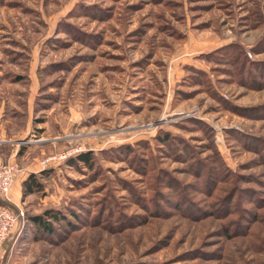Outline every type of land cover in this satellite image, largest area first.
<instances>
[{"label": "rangeland", "instance_id": "obj_1", "mask_svg": "<svg viewBox=\"0 0 264 264\" xmlns=\"http://www.w3.org/2000/svg\"><path fill=\"white\" fill-rule=\"evenodd\" d=\"M233 40L264 61V0H0V111L18 135L34 107L14 163L41 183L0 264H264V85L202 58L228 107L184 68Z\"/></svg>", "mask_w": 264, "mask_h": 264}, {"label": "trees", "instance_id": "obj_2", "mask_svg": "<svg viewBox=\"0 0 264 264\" xmlns=\"http://www.w3.org/2000/svg\"><path fill=\"white\" fill-rule=\"evenodd\" d=\"M215 54H223L224 57H227L229 59L228 61L232 65V70L230 71V73L235 77L236 81H239L244 85L250 84L253 85L254 87H262L264 85L261 82L258 83L256 77L253 75V73L255 72L257 75L264 77V61L250 60L246 56L244 46L241 42L233 40L222 46L212 49L211 51L206 52L203 55H200V57L203 58L204 60L209 61L212 60V57ZM186 68L195 72V76H199L198 80H200L205 85L206 90H208L211 95L219 98L225 106L237 107V106H230L229 102L224 100L223 96L220 95L219 91L215 86V80L211 77V75H209L207 70L195 67L193 65H188L186 66ZM194 79H196V77H194ZM194 122L198 124V127H202V128L206 127V125L199 120H194ZM204 130L206 131L207 129L204 128ZM172 139H174L173 135L167 131L164 132L163 134H161V131H159L154 136V140L157 142V144L169 145V142ZM142 143L145 145L144 147L151 148L150 143L148 141H138L137 144H142ZM184 144L185 145L182 146V149L184 151L191 150L186 143ZM128 146L130 149L131 146L130 145ZM176 151H179L178 148H176ZM184 151H179V153ZM194 158L196 159V157ZM77 159L81 160L90 167L93 166L91 151L80 153L79 155H77ZM197 165L199 166V164ZM47 172L48 171L46 169L40 171L41 174H47ZM24 188L26 193L34 192L36 190L41 189V183L38 181L37 176L35 174L29 175V177L25 180ZM44 215L47 216V218H51L55 220L59 224L61 223L60 219L62 218V216L58 212H55L53 210H47ZM30 219L41 230H45L47 232L55 231L54 225L53 224L51 225V223L46 221V218H44V216L42 215H33L31 216Z\"/></svg>", "mask_w": 264, "mask_h": 264}, {"label": "crops", "instance_id": "obj_3", "mask_svg": "<svg viewBox=\"0 0 264 264\" xmlns=\"http://www.w3.org/2000/svg\"><path fill=\"white\" fill-rule=\"evenodd\" d=\"M228 43V42H227ZM212 49H209L207 52L211 51ZM198 52V53H197ZM205 52V51H204ZM203 51H197L195 49L194 53H191V55L195 54L194 57L188 60V62L184 65V68L188 65H193L198 68H202L207 70L208 68L203 65L202 58L199 56V54L204 53ZM4 107H2V110L0 111V139L3 141H7L9 143H12V145L9 147L7 151L4 150L2 145L0 144V157L4 158L6 157L8 161L12 162H20V159L22 158V155L26 153L28 149H24L25 147H21V144H31L32 140H25L24 138L21 139L22 135H28L30 132H32V113H33V108L34 107H26L27 113H28V118L26 120L25 126H24V131L19 132L18 135H14V133H11L7 128H6V116L4 114ZM21 136V137H20ZM25 140V141H24ZM26 146V145H25ZM4 156V157H3ZM34 163H29V164H23V172L15 179L14 185L11 189L9 199L7 204L10 206V208L17 210L20 209V200L22 198V190L24 187V182L28 178L27 176L29 175L30 172H34L35 168H37V165H33ZM42 170V168H38L37 171ZM2 204V201L0 199V205Z\"/></svg>", "mask_w": 264, "mask_h": 264}, {"label": "built area", "instance_id": "obj_4", "mask_svg": "<svg viewBox=\"0 0 264 264\" xmlns=\"http://www.w3.org/2000/svg\"><path fill=\"white\" fill-rule=\"evenodd\" d=\"M249 55H251L250 52ZM48 161L49 159L44 160L43 164L46 165ZM20 172L21 170L16 163L3 162L0 158V199L2 201H8L15 179ZM23 216L22 209L14 210L9 206L0 205V244L11 239Z\"/></svg>", "mask_w": 264, "mask_h": 264}]
</instances>
